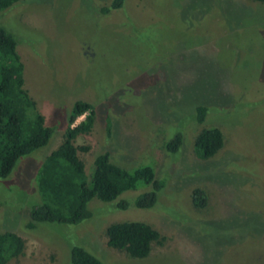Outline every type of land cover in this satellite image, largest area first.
Wrapping results in <instances>:
<instances>
[{
    "label": "rangeland",
    "instance_id": "374dc122",
    "mask_svg": "<svg viewBox=\"0 0 264 264\" xmlns=\"http://www.w3.org/2000/svg\"><path fill=\"white\" fill-rule=\"evenodd\" d=\"M112 1L20 0L0 10V27L17 42L23 88L52 130L46 146L0 178V234L24 242L7 264H72L74 247L103 264H264V3L124 0L111 9ZM78 101L94 111L91 131L74 140L89 147L78 152L87 179L94 159L108 154L128 172L152 168L164 187L150 209L135 206L152 189L140 183L112 202L92 199L79 224L30 229V211L47 203L39 173ZM201 106L207 114L198 123ZM208 128L224 144L203 160L194 143ZM177 134L182 146L169 153ZM194 189L205 193V207L193 206ZM122 222L151 226L162 245L142 259L109 247L107 227Z\"/></svg>",
    "mask_w": 264,
    "mask_h": 264
},
{
    "label": "trees",
    "instance_id": "16d2710c",
    "mask_svg": "<svg viewBox=\"0 0 264 264\" xmlns=\"http://www.w3.org/2000/svg\"><path fill=\"white\" fill-rule=\"evenodd\" d=\"M20 0H0V10ZM124 0H113L111 9H119ZM264 3V0H250ZM107 10V9H105ZM17 42L5 29L0 27V178L8 177L17 161L33 151L47 145L52 130L44 125V118L36 112V104L23 88V64L16 51ZM206 107H197L196 121L203 123ZM85 115L83 121L73 126L76 119ZM94 122L91 104L76 102L67 120L63 142L45 160L39 173V188L46 202L33 208L29 213L28 228L36 223L79 224L90 218L88 203L97 198L112 202L125 191L135 189L142 183L151 186V191L135 200L138 209H150L157 202V194L164 182L155 179L150 167L128 172L113 165L108 154L98 155L93 162V172L87 179L84 164L78 152H88V146L75 147L79 135L88 134ZM224 138L218 128L200 132L194 143L196 154L203 160L215 156L223 147ZM182 146V136L177 134L165 144V150L176 153ZM206 195L200 189L192 191V203L196 208L206 205ZM120 207H127L120 202ZM107 245L125 252L132 258H146L154 244L162 245L164 237L151 226L141 222L113 223L106 229ZM24 242L16 234H0V264L23 253ZM72 264H103L95 256L80 247L70 252Z\"/></svg>",
    "mask_w": 264,
    "mask_h": 264
}]
</instances>
